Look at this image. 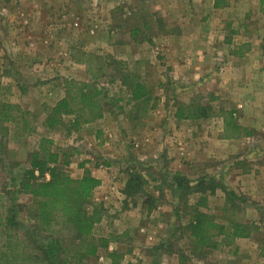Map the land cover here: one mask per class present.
Wrapping results in <instances>:
<instances>
[{"label": "rangeland", "instance_id": "374dc122", "mask_svg": "<svg viewBox=\"0 0 264 264\" xmlns=\"http://www.w3.org/2000/svg\"><path fill=\"white\" fill-rule=\"evenodd\" d=\"M233 2V6L214 10L211 0H0V191L5 195L0 215L5 207L17 211L19 204L30 203V196L21 191L19 183L42 137L53 141L51 147L60 154L61 162L62 154L66 155L68 164L59 166L71 176L76 174L73 163L76 168L91 156L90 163L107 170L110 180L117 183L127 176V167H140L133 162L138 149L134 145L136 130L154 125V154L147 153L152 165L145 173L148 179L161 181H156L157 197L151 199V207L147 206L164 211L154 210L145 220L152 227L141 232L144 236L131 246L127 244L129 264H176L179 252L187 253L191 264H264L263 119L254 129L243 126L241 119L247 116L239 103L240 98L247 97L243 86L240 92L199 85V72L211 67L218 68L221 80L228 78L229 71L223 70L222 64L227 65L225 56L239 47L243 53L258 52L255 63L264 64V57L260 58L264 56L260 0H252L251 5H256L248 9L243 7V0ZM241 23L246 24L244 31L235 33L234 28ZM226 38L234 39L227 42ZM131 77L148 92L139 107L144 114L139 119L132 118L137 114L133 112L136 105L130 88L122 84V79L130 81ZM70 79L101 89L103 114L114 118L106 125L107 130H115L111 139L105 132L94 135L95 129L85 126L77 132L68 130L70 115L64 116V125L55 129L44 126L46 114L64 96L65 82ZM190 103L191 109L196 104L210 105V116L179 118V123L164 117L176 113L181 104ZM251 107L260 114L259 106ZM226 111H232L235 122L250 134L239 130L238 137L224 138L225 133H231L224 130ZM6 115L10 117L7 121ZM24 119L35 127L33 132L22 128ZM165 121L169 123L165 125ZM157 125L170 128L168 134L162 136ZM193 130L198 132L194 137L190 135ZM104 140L107 144L96 146L93 152L94 144ZM179 140L188 147L190 159H170ZM193 142H200L204 151H194ZM165 145L168 157L163 151ZM73 148L81 154H75ZM168 167L176 171L169 173ZM176 172L183 173L191 184L210 180L205 186L213 192L206 194L210 212L218 221L224 220V189L242 196L245 202L238 215L256 230L232 245L194 250L186 224L189 204L199 194L180 199L179 191L174 193L162 179L164 174L173 179ZM133 200L130 202L135 203ZM87 205L89 210L95 207L92 201ZM17 213L22 223L19 231H30L31 221L25 212Z\"/></svg>", "mask_w": 264, "mask_h": 264}, {"label": "trees", "instance_id": "16d2710c", "mask_svg": "<svg viewBox=\"0 0 264 264\" xmlns=\"http://www.w3.org/2000/svg\"><path fill=\"white\" fill-rule=\"evenodd\" d=\"M220 3H223V0H215V7ZM260 11L264 13V0H260ZM241 53L239 47L237 54ZM122 84L130 88L133 101H138L148 93L145 86L134 77H131L130 81L122 79ZM101 95V89L90 83L72 79L66 81L64 96L50 108L45 116L44 126L55 129L64 125V116L70 115L72 117L67 129L77 130L82 125L101 118ZM191 104H181L176 111V117L205 119L210 116V105L196 104V107L191 109ZM232 113H224V130H230L231 133H225L223 137H238L239 130L245 135L250 134L249 130L235 122ZM9 118L6 115L4 119L7 121ZM22 128L29 132L35 130L25 119ZM52 144L53 141L47 137L40 139L38 150L31 152L28 167L19 183L21 191L30 196V203L19 204L17 211L25 212L26 218L31 221V230L19 231L22 223L13 208L5 207V212L0 215V264H84L89 257L97 254L100 247L107 246L105 238L96 237L93 233L95 225L102 218V208H87L93 190L100 185V179L88 170H85L81 177L71 176L59 166L60 163L68 164L66 155L62 154L64 160L61 162V156L52 149ZM173 180L180 199L190 193L199 194L189 204V218L186 224L194 250L232 245L238 238H249L256 230L255 225L239 217L238 213L243 210L245 200L233 190L224 189L226 203L222 210L224 220L221 222L215 219L209 209V196L206 192L212 194L213 191L205 186V181L210 180L191 184L181 172H176ZM144 183V177L131 170L128 172L123 193L126 196L143 193ZM4 196V192L0 191L1 203ZM151 199L148 195L145 200L150 207ZM115 254H111L113 262L116 261ZM177 259L178 264H191L189 255L185 252H179Z\"/></svg>", "mask_w": 264, "mask_h": 264}, {"label": "crops", "instance_id": "0c3cea01", "mask_svg": "<svg viewBox=\"0 0 264 264\" xmlns=\"http://www.w3.org/2000/svg\"><path fill=\"white\" fill-rule=\"evenodd\" d=\"M254 1V0H253ZM244 8H250L255 7V5H251L252 0H243ZM215 0H211V5L214 10L222 9V8H228L230 5H234L235 3L233 0H223V3H220L218 5H214ZM234 25V22L231 23ZM245 23H241L240 26H237L234 28V32L242 33V30L244 31ZM238 36V35H237ZM234 38H226L227 42L233 40ZM248 41H251V39H248ZM253 47L251 46V50ZM254 55H257L254 57ZM258 52H244L242 51L241 55L237 54V51H231L229 55L225 56V59L228 60V64L226 65L223 62V70L229 71V77L221 80V76L217 74L218 68L211 67L209 70H205L202 73L199 72L198 75L200 77L202 76V79H199V85L204 86L206 88H214V89H221V87L224 88H231L235 90H239L240 92H243V87L247 90V97L246 98H240L239 103L243 107V111L245 110L246 117L242 118L243 120V126L254 129L255 125H257V121L260 119H263L264 122V79L262 81H258L261 78H264V64H260V66L256 65L255 60L258 62ZM264 57V56H260ZM257 58V59H255ZM221 61V60H220ZM247 62H249L248 65ZM218 65H221V62H218ZM243 86V87H241ZM246 94V92H244ZM261 95V96H259ZM148 98V93L135 102V107L133 108V112L137 113L132 118H140V116H144L142 112H140V106L142 103ZM259 106V112L260 114H257L258 110L256 108H252L251 106ZM165 108V107H164ZM152 110V108H151ZM160 116L162 115V112H158ZM109 114V113H108ZM155 115V114H154ZM169 115V116H168ZM164 117L168 119L169 121H176L177 123L181 122L182 119H179L176 117V113H172L171 115L169 113L164 114ZM129 118V119H132ZM111 119H114L112 117H108L106 114H103L101 118L98 120H95L93 122L87 123L82 125L81 127H88L95 129L94 135L101 134L102 132H105L106 136L112 138L113 133L115 130H107L106 125L110 124ZM125 120H128V117H126ZM152 121H150L151 124ZM168 124L169 122L165 121ZM240 124V123H239ZM125 127L127 126V122L125 121ZM130 127V124H128ZM163 125L162 127H159L157 125L156 130L160 133H162V136H166L168 134V131L170 128H166V126ZM241 125V124H240ZM133 126V125H132ZM127 128V127H126ZM155 128V126H150L149 128H138L136 130V134H138L134 145L137 150L136 158H134V161L136 165H139L140 167L135 166L134 164L130 167H127L126 173L127 176L125 178L119 180L117 183L113 182L109 178L108 171L103 169L97 164H91L89 160H92L91 156H88V159L82 160L76 168H74L73 163V171H75L76 174L73 173V177H81L85 169H87L93 176L100 179V185H98L92 192L91 197L88 200V204L92 203L96 207H100L103 210V215L93 230V233L97 237H102L107 240V246L106 247H100L97 251V254L95 256L89 257L84 264H129V260H127V255L130 254L126 250V247L129 245L131 246L132 243L139 240V236L144 234H141V232L148 230V228H151L152 225L146 223L145 221L147 218L152 217L153 211L156 209H159L158 213H161L164 210H160V208L156 207H148L145 200L146 197L149 195L153 199H155L157 196V191L155 190V184L156 181H161L159 178L155 179H148L145 170L148 169L150 165H152L150 162H152L151 156L147 158V153H153V149L155 148V143L153 140L154 132L152 131ZM80 129L74 131L77 132ZM120 134H122V129H120ZM166 131V133H163ZM113 132V133H112ZM198 134L197 130H193V132L190 134L191 136H196ZM107 140L101 141L98 145L94 144L95 147L93 148V152H95L99 147H104ZM76 145V144H75ZM79 145V144H78ZM175 153L172 156H169L170 159L175 157L176 160L183 161L190 159L189 153H188V147L186 144L179 140L177 142V145H175ZM92 147V146H90ZM191 148L196 152H202L204 151L203 145H201L200 142L197 143V145L193 142L191 144ZM75 149V154L80 153V150H83L81 147L80 150L77 148ZM77 149V150H76ZM92 149V148H90ZM167 146L165 145L164 152L168 157L167 152ZM35 150H38V147L35 148ZM101 153L104 154L105 152L101 150ZM188 155V157H187ZM165 156V155H163ZM153 157V156H152ZM179 161H175V164L179 165ZM153 162H155L153 160ZM169 173L172 171V168L168 167ZM130 170L136 171L140 173L144 179L145 183L143 184V193H138L134 196H126L123 193V189L125 188L126 181L128 179V172ZM171 170V171H170ZM161 179V178H160ZM162 179H166L165 181L169 184V187L171 190H174V180L172 177H169L167 179L166 174L162 177ZM264 184V181L261 183ZM151 189H149V188ZM157 189H160V184L158 186L156 185ZM134 199V200H133ZM133 200L135 203H131L130 201ZM88 206V205H87ZM88 208V207H87ZM89 209V208H88ZM143 209L145 212L143 213ZM182 225V224H181ZM128 244V245H127ZM115 254L116 261L111 259V254ZM133 261V260H132ZM176 264H178V259Z\"/></svg>", "mask_w": 264, "mask_h": 264}, {"label": "built area", "instance_id": "2783aa9c", "mask_svg": "<svg viewBox=\"0 0 264 264\" xmlns=\"http://www.w3.org/2000/svg\"><path fill=\"white\" fill-rule=\"evenodd\" d=\"M102 166V165H101Z\"/></svg>", "mask_w": 264, "mask_h": 264}]
</instances>
